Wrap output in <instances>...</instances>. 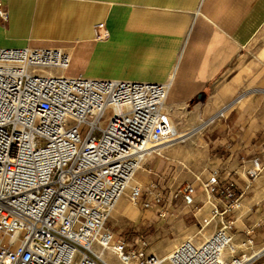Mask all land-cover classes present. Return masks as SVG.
I'll return each mask as SVG.
<instances>
[{"label": "built area", "instance_id": "1", "mask_svg": "<svg viewBox=\"0 0 264 264\" xmlns=\"http://www.w3.org/2000/svg\"><path fill=\"white\" fill-rule=\"evenodd\" d=\"M0 17L7 18L1 3ZM92 29L97 40L107 35L104 21ZM70 60L59 47H0V264H107L97 248L124 264H264V243L252 235L264 220L239 238L222 221L201 241L182 239L166 257L147 252L144 242L128 246L110 229L109 213L127 188L144 207L162 198H142L141 187L129 183L171 134V79L66 74ZM261 169L255 157L249 177ZM201 186L225 200L213 205L212 217L240 204L218 168ZM197 187L183 185L185 204Z\"/></svg>", "mask_w": 264, "mask_h": 264}, {"label": "crops", "instance_id": "2", "mask_svg": "<svg viewBox=\"0 0 264 264\" xmlns=\"http://www.w3.org/2000/svg\"><path fill=\"white\" fill-rule=\"evenodd\" d=\"M0 3L7 11L6 19L0 17V47H59L71 60L76 54L83 55L84 69L79 73L91 77L171 79L165 101L171 118L177 106L192 104L191 118L205 126L203 139L149 155L134 175L142 198L162 195L149 207L138 203L144 208L142 219L164 223L175 210L179 214V206L174 208V204L182 201L181 189L187 182L198 186L191 204L196 205V216L211 211L215 204L224 205L219 193L210 194L201 186L213 168L219 169L220 178L234 182L240 206L258 204L257 210L264 213V53L259 46L264 38V0ZM97 21L106 25L107 35L101 40L93 35ZM173 128L178 137L188 135L172 123ZM197 145L205 153L202 166L192 158L200 150ZM255 157L262 169L251 178L248 171ZM237 208L222 213L214 229L222 221H230V230L236 228L242 235L247 223L237 216ZM114 209L116 213L128 211L121 198ZM252 235L258 237L256 242L264 243V226Z\"/></svg>", "mask_w": 264, "mask_h": 264}, {"label": "rangeland", "instance_id": "3", "mask_svg": "<svg viewBox=\"0 0 264 264\" xmlns=\"http://www.w3.org/2000/svg\"><path fill=\"white\" fill-rule=\"evenodd\" d=\"M259 46L263 48L261 53H264V38L259 42ZM84 64L85 57L83 55L76 54L73 56L70 65L65 71L66 73L78 74L83 71ZM261 83L264 84V81ZM190 109H192L191 103L179 105L174 109V118H171L172 123L174 125H178L179 130L187 132L186 134L188 135L186 137L175 138L171 145L161 148L159 152L164 153L168 149L184 145L191 140L193 141L198 138L203 139V136H201L205 127L202 123L203 121L191 118L193 116V112ZM172 133L177 135L176 128L172 129ZM197 147L200 148L199 145H197ZM204 157L205 153L201 152L200 148V150L197 149L195 156L192 158L197 165L202 166L204 165ZM133 178L131 179L129 186L135 184ZM127 190L120 198L124 200V205L128 207V211L126 213L122 211L120 213H116L114 205L109 213L107 225L114 233L123 235L128 246L141 245V242H144V247L149 253H155L159 256H163L169 253L178 243H180V240L184 238H191L196 242L201 241L214 230L216 223L220 219L219 217H212V213L209 210L201 212L198 216H196L193 213V209L196 205L185 204L181 201V199L174 204V208L179 206V214L177 210H175V214L169 215L170 218L167 219V222L164 221V223H162L161 219H154L152 221L147 218L142 219V211L144 208L138 203H132L128 197ZM249 194L250 191L248 195ZM202 204L203 203L200 202L199 206ZM257 208L258 204L246 206L242 204L240 208H237L235 211L237 216L242 218L247 223V227H249L250 224H253L254 222L264 220L263 211H259ZM237 227L241 226L237 224ZM234 229L235 231L233 234L235 238L241 237L239 231H237L236 228ZM177 236L178 239L175 240V237ZM257 238L258 237H255L254 240L256 241ZM107 252L108 253L104 254V257L108 264H123L115 254L109 251ZM164 264L167 263L165 262Z\"/></svg>", "mask_w": 264, "mask_h": 264}, {"label": "bare ground", "instance_id": "4", "mask_svg": "<svg viewBox=\"0 0 264 264\" xmlns=\"http://www.w3.org/2000/svg\"><path fill=\"white\" fill-rule=\"evenodd\" d=\"M42 72H52L51 70H41ZM175 138H178V136L176 135V134H173L172 133V125H171V134L169 135V137H168V139H167V142H165L164 144H161L160 145V147H159V150L161 149V147L163 146V145H165V144H169V143H172L173 142V140L175 139ZM240 206V204L238 205V207ZM97 250L100 252V255H101V257H102V259L105 261L106 259H105V257H104V254L105 253H108L107 251H103V250H101L100 248H97ZM171 252V251H170ZM169 252V253H170ZM169 253H167V254H165V255H163V257H166ZM106 262V261H105ZM167 263V261H165L164 260V262H163V264L164 263ZM107 263V262H106ZM122 263V262H121ZM108 264V263H107ZM124 264V263H123ZM127 264H135V263H133V262H128Z\"/></svg>", "mask_w": 264, "mask_h": 264}]
</instances>
